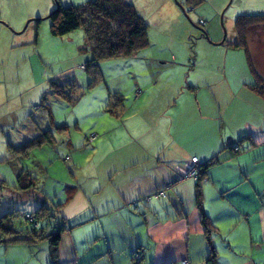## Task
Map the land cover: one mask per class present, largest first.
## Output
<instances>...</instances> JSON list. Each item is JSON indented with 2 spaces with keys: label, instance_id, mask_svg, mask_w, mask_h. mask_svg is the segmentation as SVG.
<instances>
[{
  "label": "crops",
  "instance_id": "crops-1",
  "mask_svg": "<svg viewBox=\"0 0 264 264\" xmlns=\"http://www.w3.org/2000/svg\"><path fill=\"white\" fill-rule=\"evenodd\" d=\"M241 1L240 10L233 13L264 12L261 4L243 8ZM231 15L216 14L228 25L234 22ZM217 27L222 36L216 35ZM217 27L210 31L217 38L206 48L221 49L223 62L217 68L211 62L213 68L207 67L201 79L192 74H198L201 59L182 42L179 51L170 44L155 49L150 41L130 56L110 60L111 72L107 63H98L103 78L99 87L105 88L89 101L87 107L96 118L83 127L97 134L94 144L88 141L85 147L92 174L78 175L71 187L74 192L64 197L60 264H134L132 255L142 247L139 264H205L210 246L198 200L213 229L210 243L217 264H264V97L248 85L253 78L248 65L241 67L247 61L244 50L233 45L234 27L230 38L222 25ZM206 33L205 29L200 39ZM81 52L91 59L88 49ZM249 52L256 60L255 71L264 77V56H259L264 55V41L250 46ZM121 60H129L132 70L124 71L127 77L123 69L117 71ZM106 71L113 73V80ZM80 90L85 93L82 86ZM63 119L39 118L37 130L24 131L36 136L44 130L52 133V124L61 125ZM67 141L73 146L70 134ZM194 156L202 164L218 160L199 181L184 176ZM70 161L75 168L76 159L70 156ZM71 208L75 214L68 213ZM65 240L71 243L62 251ZM37 243L0 242V264H30L32 256L37 257Z\"/></svg>",
  "mask_w": 264,
  "mask_h": 264
},
{
  "label": "rangeland",
  "instance_id": "rangeland-1",
  "mask_svg": "<svg viewBox=\"0 0 264 264\" xmlns=\"http://www.w3.org/2000/svg\"><path fill=\"white\" fill-rule=\"evenodd\" d=\"M84 1L86 0H0V215L14 211L13 226L17 228L29 226V224L20 225V223L25 217L29 221L30 213L39 205V201L32 198L24 199L25 193L36 191L37 196L41 197L43 190V194L47 196L45 203L53 206L61 202L66 193L74 192L71 187L78 175L87 177L92 174V166L87 159L89 148L85 147L89 146L88 141L94 144L97 134L94 130L93 132L89 129L84 131L83 127H87L90 119L96 118L95 113L90 112L87 105L99 90L105 88L103 85L99 87L103 80L92 87H87L92 76L87 72L88 65L84 64L89 57L81 52L89 49L82 28H77L65 35L54 36L49 31L50 22L46 17L56 7L57 2L64 6L78 5ZM127 1L138 9L147 23L149 42L153 43V48L170 44L180 51V42L189 45L188 48L192 47V54H197L202 62L198 66L200 68L198 74L197 72L192 73L196 75L193 79H201L203 77L201 73L205 72L207 67L213 68L210 67L211 62L216 65L215 68L223 62L225 53L221 49L209 48L208 50L206 46L217 38L216 35L222 36V30L217 27L219 24L222 25V29L227 30L228 38L231 37L230 33H233L235 18L240 10L237 9L240 0H229L228 2L226 0H197L196 3L193 0H172L173 3L167 0ZM223 1L225 5L222 6ZM262 2L264 0H259V2L258 0H242L241 4L243 8L245 6L257 8L259 4L264 6ZM53 3L54 6H51ZM234 10L237 13H233ZM218 12L223 17L232 14L234 22L228 25L227 21L224 24V18L220 22L216 16ZM257 14H264V12ZM38 18L41 19L36 22ZM216 19L219 24H216ZM215 27L219 32L211 36L210 31ZM188 29L190 30L189 35L186 33ZM205 29L208 34L206 33V36L200 39ZM70 38L73 39L70 40ZM245 40L249 51L250 46L264 41V23L250 27ZM208 51L210 59L207 62L206 52ZM210 52L215 55L216 59L211 57ZM251 56L253 58V55ZM112 59L115 58L102 60V63H107L108 72H111L110 65L113 62L110 60ZM121 61L123 62L118 61L122 64L117 66V71L123 69V72H127L131 69L129 60ZM244 61L246 63V60ZM247 65V63L245 65L241 63V67L245 69ZM90 66L96 67V62L92 61ZM107 71L109 79L113 80V75H110L113 73L109 74ZM125 72L122 75L129 76ZM73 77L75 80H72ZM53 81L59 85L75 83V90L69 94V100L65 98V101L69 103L68 106L62 100L55 98V96L62 98L61 96L51 92L50 87ZM127 81H132V78ZM80 86L83 87L85 93L81 91L82 89L80 90ZM91 89L93 91L87 95V90ZM79 91H81L80 94ZM5 94L6 97L2 98ZM130 94L129 86L127 98ZM63 116L66 120L63 119V123L58 128L55 124L51 126L53 131L50 134H53L54 140L52 143L39 140L36 144L29 142L36 137V134L28 135L26 134L28 131L24 130L27 128L37 130L39 125L35 121L39 122V118H42L46 122H60ZM16 133L17 136H15ZM69 134L73 140V146H70L67 141ZM94 134L95 136L91 139V135ZM23 136H25L24 140ZM70 156L76 159L75 168L74 162L70 161ZM80 166L82 169L78 170ZM23 170L28 171L34 178L36 189L31 187L26 190V188L18 187L22 183H18L17 178ZM200 174L199 172L194 177L186 172L184 176L196 180ZM65 208L66 206L63 210ZM68 213L75 214L74 208L68 209ZM76 230L80 234L81 230ZM37 242L33 248L37 257L32 256L30 264L49 263L48 242L46 240ZM67 243L71 241L65 240L60 248L62 251ZM144 250L143 247L138 249L135 257L142 258ZM58 264H60L59 261Z\"/></svg>",
  "mask_w": 264,
  "mask_h": 264
},
{
  "label": "trees",
  "instance_id": "trees-1",
  "mask_svg": "<svg viewBox=\"0 0 264 264\" xmlns=\"http://www.w3.org/2000/svg\"><path fill=\"white\" fill-rule=\"evenodd\" d=\"M193 1L195 2L197 0ZM46 17L50 22L49 31L54 36L65 35L77 28H82L84 31L85 42L88 44V51L91 53V59L84 63L88 65L89 70L87 72L92 76V80L87 85L88 88L103 80L98 68V61L109 58L127 57L149 44L147 23L136 7L127 0H86L78 5L64 6L57 2L56 7ZM40 19L38 18L36 22H39ZM259 23H264V14L238 15L235 18L234 27L236 39L233 45L244 50L248 68L253 78V81L248 84L249 87L255 93L264 97V77L259 76L255 71L252 57L246 47L245 40L247 30L254 24L257 25ZM92 61L96 62V67L90 66ZM75 87L76 85L73 82L59 85L53 81L50 89L53 94L69 100V94L73 93ZM109 103L110 101L108 100V106ZM56 127L58 128L59 125ZM50 133V130L43 131L29 142L36 144L39 140L43 142L51 141L52 143L54 141L53 134ZM246 137L247 135H244L240 139ZM215 161L218 160L213 158L202 165L200 169L201 174L198 175L197 181L201 180L207 168L214 164ZM33 179L28 171L23 170L17 178V182L22 183L18 187L26 188V190H29L31 187L35 188L36 181ZM43 193L42 190L41 197H38L36 192L25 193L27 197L37 202L39 201V205L30 213L31 219L28 221L27 217H25L20 223V225L29 224L28 227L22 228L19 226L17 228L13 226L14 211L4 212L0 215V242L14 243L19 241L36 242L46 240L49 244L50 264H58V245L61 234L66 228V222L62 219L63 217L60 213L65 199L51 206L45 203L47 196ZM196 193L199 195L200 191L198 192L197 189ZM69 195L71 193H67L66 197ZM196 205L201 215L200 223L205 238L210 246L205 264H217L216 251L210 243V234L213 229L207 221V216L200 205V200H198ZM135 253L132 255V261L134 264H139L142 258L137 259Z\"/></svg>",
  "mask_w": 264,
  "mask_h": 264
},
{
  "label": "built area",
  "instance_id": "built-area-1",
  "mask_svg": "<svg viewBox=\"0 0 264 264\" xmlns=\"http://www.w3.org/2000/svg\"><path fill=\"white\" fill-rule=\"evenodd\" d=\"M94 136H95V134L94 135H91L92 138L91 137L90 138L93 139ZM191 160H192L191 161V164H190V166H189V168H188V170L186 172L189 173L190 175H192V176L194 175V177H196V175L200 172L201 166L203 164L200 163L195 156L192 157ZM196 172H198V173L196 174ZM161 195H164V193H161ZM136 258H139V256L136 257Z\"/></svg>",
  "mask_w": 264,
  "mask_h": 264
}]
</instances>
